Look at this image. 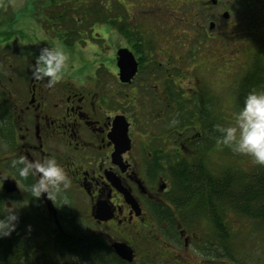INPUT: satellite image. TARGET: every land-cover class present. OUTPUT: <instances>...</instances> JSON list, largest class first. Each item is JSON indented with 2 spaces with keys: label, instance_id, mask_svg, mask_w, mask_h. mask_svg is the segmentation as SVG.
<instances>
[{
  "label": "flooded vegetation",
  "instance_id": "1",
  "mask_svg": "<svg viewBox=\"0 0 264 264\" xmlns=\"http://www.w3.org/2000/svg\"><path fill=\"white\" fill-rule=\"evenodd\" d=\"M118 3L125 8L123 1ZM217 3L207 5L215 9ZM225 12L229 14L227 7ZM210 22L216 26L214 20ZM154 26L125 24L119 13L108 22L88 26L73 42L83 46L78 50L65 48L69 54H78V63H70L63 78L51 87L46 77H32L37 52L28 44L24 53H1L0 194L5 203L19 202L26 220L55 228L51 235L54 254L58 234L72 237L65 229L77 224L72 208L78 201L95 225L84 233L88 242L105 246L125 264H139L136 246L141 231L157 225L156 209L172 207L171 166L164 162L174 154L173 139L167 137L169 119L173 105L183 102L187 106L189 97L182 86L172 87L176 82L169 71L173 62L168 39L156 56L155 46L162 38ZM8 47L17 48L14 43ZM98 47H102V58L93 68L90 55L94 56ZM130 55L135 71L128 80H122L130 73L125 71L124 61ZM176 68L182 75V69ZM135 129L141 137L134 134ZM198 136L202 137L200 132ZM158 139L159 144L152 143ZM187 139H194V135ZM179 146L185 157H190L188 147L183 143ZM21 153L30 159L55 156L71 178L70 186L52 201L43 193L32 197L27 186L35 177L20 178L11 165ZM183 237L186 241V234ZM115 243L126 244L132 259L120 257Z\"/></svg>",
  "mask_w": 264,
  "mask_h": 264
},
{
  "label": "rangeland",
  "instance_id": "2",
  "mask_svg": "<svg viewBox=\"0 0 264 264\" xmlns=\"http://www.w3.org/2000/svg\"><path fill=\"white\" fill-rule=\"evenodd\" d=\"M94 1L97 0H88L87 3L90 5ZM100 1L105 10L114 13L115 18L118 13L122 15L125 24L155 25L153 28L156 34L162 38L156 43V56L161 53V48L168 39L173 62L169 71L176 82L172 87L182 86L189 97L188 109L178 111L176 105L172 107L169 119L171 129L167 136L168 140L173 139L171 148L176 147L183 153L179 142L186 146V141L198 139L196 132L202 131L197 126V113L192 112L193 103H197L202 112L208 110L210 118L216 119L221 126L234 123L235 113L238 111L233 103L237 81L248 68L251 59L259 57L264 62V0H218L215 9L208 7L210 0H121L125 3V8L120 6L118 0ZM45 2L46 0H0V56L3 52H10L11 55L14 52L16 55L24 53L26 48L23 47L27 44L36 52L41 45L51 46L57 41L64 48L73 46L78 50L79 45L83 46V43L74 46L73 42L76 40H69L65 34L68 22L61 23L60 26L56 20L48 17L54 11L46 7ZM225 7L229 11L227 17L222 16ZM71 12L78 15L74 9ZM113 15L100 22L110 21L114 18ZM79 16L82 17L81 14ZM210 20L216 22L212 29L209 28ZM47 23L53 25L48 26ZM118 40L116 38V42ZM10 43H14L17 48H9ZM74 52L69 54L68 65L78 63V54ZM94 56L90 55L93 68L102 58V47L96 49ZM177 66L182 69V75L176 73L179 72ZM181 116L184 118L183 123L179 120ZM179 123L181 125L178 127ZM155 126L154 124L153 127ZM215 128L218 132L216 126ZM153 130L157 132V128ZM137 133L139 134L135 129L134 134ZM218 133L222 135L220 131ZM146 135L149 136L148 133ZM191 135H194V139H187ZM220 136L218 134L216 146L208 147V154L204 157L210 170L216 172L234 166L249 171L255 167L257 162L251 155L233 151L219 139ZM200 138L204 141L203 131ZM159 142V139L152 140L153 144ZM190 145L188 143L186 146L189 151L187 153L188 156H193L198 152ZM16 206L19 207L16 230L24 236L32 250L48 259L52 257L57 264H64L54 254L51 235L55 228L49 223L26 220V213L20 208L19 202H16ZM73 206L72 209L77 214L74 220L82 233L92 230L95 225L85 216V207L78 201ZM230 216V226L233 225V255L236 260L233 264H264V224L259 225L234 213ZM165 227L166 224L153 225L152 228L141 231L136 246L139 264H209L208 258L202 254L205 248L202 243L204 234L209 227L204 219L193 221L182 230V235L187 236L186 241L181 235L179 241L171 236L165 238L161 232ZM210 261L215 263L216 259Z\"/></svg>",
  "mask_w": 264,
  "mask_h": 264
},
{
  "label": "trees",
  "instance_id": "3",
  "mask_svg": "<svg viewBox=\"0 0 264 264\" xmlns=\"http://www.w3.org/2000/svg\"><path fill=\"white\" fill-rule=\"evenodd\" d=\"M87 1L46 0L45 2L46 7L54 11L48 16L50 19L56 20L60 26L61 23L68 22V31L65 30V34L68 35L69 40H76L88 26L96 22L100 23L114 14L106 12L100 0L90 5ZM82 3H87V5L81 6ZM73 9L78 12V15L71 12ZM112 17L115 18V15ZM68 19L72 21L69 22ZM47 22L49 23L48 20ZM48 23V26L53 25ZM75 25L77 27H74ZM262 90H264V62L258 57L251 59L248 68L237 81L233 95L235 108L239 110L244 96L249 91ZM191 105L193 114L198 115L196 122L203 131L204 141L199 137L188 142L190 146L193 145L192 147L197 149V155L186 158L187 155L175 147L173 158L164 161L167 166H171L172 187L169 202L172 210L170 206H165L163 210L156 209L157 225L166 224V227L161 230L162 235L165 238L171 236L172 239L179 241V228L186 229V226L193 221L204 219L209 227L208 232L204 234L202 243L205 244V248L202 254L204 253L203 255L208 258L209 264L212 259L216 261L211 264H233L236 260L233 255L231 213L253 220L259 225L264 224V164L256 163L255 167L249 171L234 166L222 168L216 172L210 170L206 166L204 157L208 154V147L214 148L216 141L218 142L220 133L216 131L215 126L219 125V122L210 118L208 110L202 112L197 103ZM188 107L189 104L185 106L183 102H177L176 105L178 111H184ZM179 120L183 123L184 118L181 116ZM180 125L181 123L178 127ZM179 145H182V142H179ZM0 199H3L1 194ZM70 225L65 231L69 232L72 237L58 234L56 239L57 252L55 254L58 255L57 258L61 263L125 264L105 246L96 242H88L77 224ZM79 236H82L81 239L78 238ZM32 249L24 236L15 228L9 235L0 236V264H57L52 257L48 259L38 255Z\"/></svg>",
  "mask_w": 264,
  "mask_h": 264
},
{
  "label": "clouds",
  "instance_id": "4",
  "mask_svg": "<svg viewBox=\"0 0 264 264\" xmlns=\"http://www.w3.org/2000/svg\"><path fill=\"white\" fill-rule=\"evenodd\" d=\"M68 61L69 53L62 43L57 41L51 46L43 44L35 54L31 75L36 80L46 77V84L51 87L63 78ZM216 127L222 133L219 139L225 145L237 153L249 154L257 163L264 164V90L249 91L235 113L234 123ZM11 165L20 178L35 177L34 182L27 186L34 198L41 197L43 193L52 201L71 184V178L55 156L30 159L21 153L11 160ZM18 208L15 201L5 203L4 199H0V236H7L16 228Z\"/></svg>",
  "mask_w": 264,
  "mask_h": 264
},
{
  "label": "water",
  "instance_id": "5",
  "mask_svg": "<svg viewBox=\"0 0 264 264\" xmlns=\"http://www.w3.org/2000/svg\"><path fill=\"white\" fill-rule=\"evenodd\" d=\"M213 3L216 2V0H211ZM227 12L223 13V17H227ZM213 27V22H210L209 24V28ZM131 54V53H130ZM130 59H132V55H130ZM129 57H125L124 61H125V71L127 72H130L127 77H125L124 79L122 80H128L130 78V76L134 73L135 71V63L132 60H130ZM123 78V77H122ZM124 133H126V127H124ZM97 217H100L98 215H96ZM100 218H105V217H100ZM116 253L122 257V258H125V259H128V260H131L132 259V251L131 249L124 243H115L113 245Z\"/></svg>",
  "mask_w": 264,
  "mask_h": 264
}]
</instances>
